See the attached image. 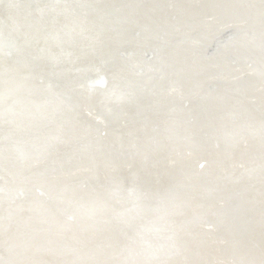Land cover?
<instances>
[{"label": "water", "instance_id": "water-1", "mask_svg": "<svg viewBox=\"0 0 264 264\" xmlns=\"http://www.w3.org/2000/svg\"><path fill=\"white\" fill-rule=\"evenodd\" d=\"M0 264H264V0H0Z\"/></svg>", "mask_w": 264, "mask_h": 264}, {"label": "bare ground", "instance_id": "bare-ground-1", "mask_svg": "<svg viewBox=\"0 0 264 264\" xmlns=\"http://www.w3.org/2000/svg\"><path fill=\"white\" fill-rule=\"evenodd\" d=\"M201 163H202V162H201V161H199V162H197L196 164L199 166V165H201Z\"/></svg>", "mask_w": 264, "mask_h": 264}]
</instances>
